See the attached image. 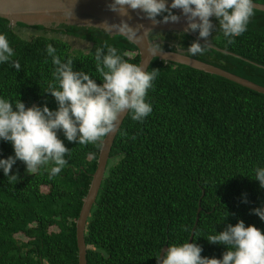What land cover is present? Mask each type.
I'll use <instances>...</instances> for the list:
<instances>
[{"label": "trees", "instance_id": "16d2710c", "mask_svg": "<svg viewBox=\"0 0 264 264\" xmlns=\"http://www.w3.org/2000/svg\"><path fill=\"white\" fill-rule=\"evenodd\" d=\"M15 25L92 45L82 52L45 33L29 39L0 17V34H6L15 53L12 59L21 65L16 71L11 62L0 63V98L13 103L20 99L26 107L58 108L44 91L55 70L48 44L62 61L71 57L74 70L86 72L98 84L103 81L96 71L95 51L105 42L129 62L139 63L137 47L119 34L84 26ZM197 39L204 43L198 32L149 33L153 46L188 56V47ZM209 39L211 47L191 57L264 86V11L254 9L247 30L234 43H228L218 25ZM152 69H159L146 96L152 112L143 121L126 114L88 215L87 264H157L163 245L189 239L198 207L191 243L203 249V257L222 259L227 246L209 243L207 237L228 224L243 220L245 226L264 231V221L252 212L264 208V188L255 180L256 168H264V94L157 57L147 68ZM58 135L70 149L58 175L50 178L51 164L30 175L17 160L10 174L19 179L9 183L0 169V264H78L75 222L101 144L80 145L69 142L62 131ZM9 156H14L11 142L0 140V159Z\"/></svg>", "mask_w": 264, "mask_h": 264}, {"label": "clouds", "instance_id": "9594fccd", "mask_svg": "<svg viewBox=\"0 0 264 264\" xmlns=\"http://www.w3.org/2000/svg\"><path fill=\"white\" fill-rule=\"evenodd\" d=\"M254 5L253 0H171L170 5L167 0H112L108 7L129 19V9L138 10L153 25L179 23L181 16L172 10H182L187 23L184 32H198L204 41L201 43L197 39L188 47L189 54L196 56L211 47L209 38L217 25L228 43H234V38L247 30L254 16ZM158 16L163 19L158 20ZM64 18L67 21L76 19L72 8L65 9ZM212 18L218 24L213 23ZM97 26L129 36H136L143 27L134 29L123 19L119 24L105 21ZM158 49L157 44L150 51L157 54L161 52ZM46 50L55 70L53 80L44 91L55 98L58 108L50 110L46 104L26 107L20 99L13 103L0 98V140L11 142L14 150V156L0 159V169L9 183L19 179L18 174H10L17 160L26 165L30 175L50 164V178L58 175L67 165L65 157L70 154L58 135L61 131L69 142L99 146L109 134L117 131L122 115L130 112L134 121H143L152 112L146 96L159 69L148 71L143 63L129 62L118 54L117 48L105 42L104 47L95 51L96 71L103 81L98 84L86 72L75 71L71 57L62 61L51 44ZM14 55L6 34H0V63L11 62L12 67L20 71L19 61L12 59ZM255 180L264 188V168H256ZM252 212L264 221V208H255ZM207 240L227 246L222 259L203 257V249L187 240L170 245L163 256L159 252L155 257L157 264H264V231L254 225L245 226L243 220L234 226L228 224L223 231L209 235Z\"/></svg>", "mask_w": 264, "mask_h": 264}, {"label": "water", "instance_id": "95a60500", "mask_svg": "<svg viewBox=\"0 0 264 264\" xmlns=\"http://www.w3.org/2000/svg\"><path fill=\"white\" fill-rule=\"evenodd\" d=\"M111 2L112 0H0V17L7 19L10 25H15L18 22H21L27 26L41 25L43 27H50L52 25H72L80 27H95L104 31H106L104 28L97 25L105 21L109 24H119L123 19L126 20L129 26L134 29L141 25L143 27L140 28L136 36L121 34L117 31L106 32H108L109 34L122 35L127 40L132 42L138 49V64L143 63L146 66V70L151 60L154 57H157L158 59L187 65L204 72L225 77L244 87L264 94V86L254 83L229 71H226L213 64L201 61L177 51L158 49L161 52L157 54H154L150 51V49L153 47V41L149 40V33L151 31L163 30L184 32V29L187 27V23L182 14V10H172L176 13V15L181 16V20L179 23H161L159 25H153L151 21L145 18L144 14L142 12H139L138 10L133 11L129 9V16L131 17V19H129L128 17H121L118 13L113 12L109 9L108 5ZM167 2L169 5L171 4V0H167ZM254 4V9L264 11V3L254 2ZM69 8H72V11L76 17V19L73 21H67L64 18L65 9ZM157 19L162 20L163 18L157 17ZM188 33L194 35L193 32ZM126 114L121 116L117 131ZM117 131L115 133L109 134V136L105 138V142L100 146L96 160V168L92 173L88 191L83 199L79 215L75 222L78 264H87V247L84 240V230L89 212L93 203L95 202L97 192L103 179L106 164L109 158V152L111 150V146ZM199 211L200 207H198L196 212L195 221L188 239L189 243L192 242L194 229L199 219ZM167 248V245L162 246L160 250L161 256L164 255V252Z\"/></svg>", "mask_w": 264, "mask_h": 264}, {"label": "rangeland", "instance_id": "374dc122", "mask_svg": "<svg viewBox=\"0 0 264 264\" xmlns=\"http://www.w3.org/2000/svg\"><path fill=\"white\" fill-rule=\"evenodd\" d=\"M13 27L21 36L29 38V39H34L38 34L45 33V31L36 30L30 27H18L16 25H13ZM45 35L49 37H58L62 39L63 41H66L69 44L71 50L88 52L92 48V45L90 42L80 39V38L73 37V36L58 34L50 30H47Z\"/></svg>", "mask_w": 264, "mask_h": 264}, {"label": "flooded vegetation", "instance_id": "af4514ba", "mask_svg": "<svg viewBox=\"0 0 264 264\" xmlns=\"http://www.w3.org/2000/svg\"><path fill=\"white\" fill-rule=\"evenodd\" d=\"M157 40V39H154V41Z\"/></svg>", "mask_w": 264, "mask_h": 264}]
</instances>
